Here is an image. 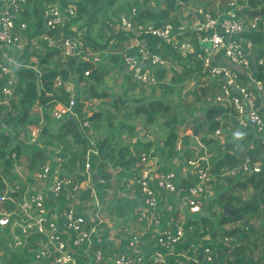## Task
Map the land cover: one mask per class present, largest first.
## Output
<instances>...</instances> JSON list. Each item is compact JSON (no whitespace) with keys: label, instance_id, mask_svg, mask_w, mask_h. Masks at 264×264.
<instances>
[{"label":"trees","instance_id":"trees-1","mask_svg":"<svg viewBox=\"0 0 264 264\" xmlns=\"http://www.w3.org/2000/svg\"><path fill=\"white\" fill-rule=\"evenodd\" d=\"M116 1L26 0L23 4L16 24H25L24 36L27 39V45L17 58V77L15 84L12 86L14 98L7 105H0V118L4 117L3 120L11 128L22 125V129L17 131L15 136L20 132L27 134L29 132L28 128L25 127L27 124L33 125L35 128H40L38 142L42 144V149L33 154L30 164L31 170L36 167L39 168L46 163L49 152L54 154V150H58V155L61 157L62 163L60 166L54 169L52 168L53 171L59 172L61 168H65L72 174L83 172L86 162L85 156L88 149H90L92 152L89 153L88 161L94 176L107 179L111 176L109 173L110 170L119 169L117 173V181L119 183L122 179L128 180L133 176H136V179L138 178L141 153L143 152L157 157L164 170L166 168L170 169L173 166L174 159H180V154L183 153L186 158L189 154H192V150L189 148L190 141L188 136L181 137L180 149H175L179 138L177 126L183 124L185 120L179 114L177 117L174 113L170 115L169 111L171 106L161 99L152 98L147 101V97L141 94L138 98L133 99V105L135 104V107L134 109H130L129 105L125 103L126 101L120 98H114L108 104L110 107L115 108L116 112L109 110L106 115H103L101 111L95 112L90 109L91 114L88 116L82 112V105L79 102H76L75 112L77 114L75 117L68 116L62 120H55L49 114L54 106L57 104H68L70 98L73 97V92H66L63 88H54V80L56 77L61 78L63 82L88 85L89 88L83 90V94L86 96L85 100L89 96L95 99H106L110 94L105 89L101 92L97 90V87L103 84L104 76L107 73L104 70V64L101 63L102 61L96 64V66L92 63L91 56L86 55V59L81 57L77 59V57L72 56L66 57V62H62L64 57L58 47L48 46L45 40H38V46L36 47L32 45L34 38L46 32L42 16L45 3H57L60 9L64 11L68 5L76 6V17L67 19L55 31H48V33L54 38L78 37L82 45L81 49H89L92 52L108 49V43L113 38L125 40L129 39V36L131 37L130 32H124L121 29L116 30L111 25L115 26L118 23V18L122 14H128L132 8H135L137 12V18L135 20L137 23L152 22L157 26L167 22H171L174 25L179 24V19L174 15L177 8V0H133L131 3L123 2L119 5L116 4ZM150 1H154L155 8L149 7L148 3ZM228 1L230 0H217L223 6L222 10L225 12L230 9L227 5ZM240 1H242V4H237L245 6L239 14L245 19L257 16L264 18V0H238V2ZM180 2L191 5L194 8H202L204 12L209 13L212 17L218 16L214 8L215 0H180ZM94 25L99 26L98 31L100 33L96 32V34L99 35V38H105L103 43L92 37ZM105 28L110 32L108 36L106 35ZM82 29H84L85 39L81 38L80 31ZM243 35L252 40L254 45L253 50L255 52L262 50V53H264V31L249 30ZM187 36L191 38L195 44V48H197L196 45H199L198 37L201 36V32L195 31L187 33ZM144 37L150 49L167 60L168 65H171L169 71L166 68L155 69L157 72L154 75L156 74L155 77L158 82L153 86L161 91V93L171 92L172 88L176 87L184 78H191L190 75L200 72L201 64L194 53L183 56L176 53L168 44L163 43L160 39L148 35ZM13 53L18 52H11V54ZM107 60L113 63V66L118 69L125 68L121 54H113ZM188 61L192 62L194 68L187 63ZM178 67L181 68L180 71L177 70ZM251 73L256 79L264 78V71L256 63L253 64ZM166 74L171 75L169 82L163 81ZM239 76L241 80H244L240 74ZM36 80H39L40 90L36 87ZM215 82V86H217L216 91H218L220 83L217 80ZM4 83L5 77H0V99L2 98L1 88ZM212 89L213 86L206 88L204 89L206 92L203 93V90L201 94L203 104L207 108L205 111V123L210 126L209 132H206L207 134L203 140L206 143L214 142L218 145L215 147L217 148L216 156L213 155L210 160L212 164L211 170L220 182L214 188H221L222 191L219 193V198H217L219 201H206L207 204L206 202L203 204V211L197 214V218H190L186 223L185 242H183L184 248L181 250L188 255H193L192 249L197 247L195 253L197 254L196 260L198 262L194 263L189 261L184 263L264 264V224L261 225L263 231L258 230L257 226H255V224L258 225L264 219V171L259 173H242L240 171L233 176H222L229 169L241 166L246 159H256L264 155V131L257 133L250 127L241 128L237 125L234 112L230 108L221 107L226 112L222 114L218 107L210 106L212 101L209 102L206 100L207 98L213 97L214 94H212V97H209ZM36 101H39L41 105V113L31 116L30 110ZM119 113L122 115V120L114 127L110 124V121L116 115H119ZM227 113L232 114L230 118H234L235 120L233 123L234 128L240 129L241 136L238 139L242 138V141L237 146L238 149L224 146V149L221 150V144L218 143V140L216 142L208 138L210 131L219 126L217 117L227 115ZM139 116H143L145 122L152 123L155 126L157 125V119L163 120V122H160L158 128L166 136L161 147L152 149L151 142L142 143L138 139L135 140L132 146L120 145L117 142L120 137V130L125 129V134L130 137L137 134L136 126L127 124L126 122L136 120ZM84 119L90 122L89 128L81 127L80 122ZM162 127L163 129H161ZM102 130L110 131L112 134L109 136L97 135V132L100 133ZM90 131H92L91 134ZM200 131L201 125L198 127L193 124V135H198ZM15 136L0 132V166H2L3 172L8 174L13 163L10 154L12 152H16V154L20 153L21 144L19 143L9 148L10 142L15 139ZM46 148H49L48 151H46ZM9 149L12 150L9 152L10 154L7 153ZM78 176L83 177L81 175ZM242 179H245V181L242 182ZM180 180L184 188L191 184V178L189 176L181 174ZM135 186L137 187L136 184ZM4 189L5 185L0 177V192ZM107 189L108 185L106 184L100 189L99 194L102 195L103 193L108 196L109 190ZM248 190L251 191L250 195L254 194L253 202L243 205L233 217L221 212L217 221L215 222L213 220L212 207H214V202H220L222 205L225 204L227 208L236 209L238 206L235 202L239 198L235 196L233 199L231 193L238 192L239 194V192H247ZM12 195L14 196L15 193ZM226 195L228 197L224 199ZM168 199L171 200L170 195H168ZM117 202H124V200L119 198ZM121 206L115 205L114 207V212L120 216L125 214V210ZM262 208L263 210L260 213V209ZM7 211L16 213L18 219L22 217L15 207L11 206ZM246 215L250 217V220L247 219V225L244 228L245 226L241 221ZM238 221L241 222L240 226L236 225L232 227V224H236ZM225 225H229L230 227L225 229L222 227ZM206 235L209 236V239L204 238ZM3 244L4 241L0 239V253H2L0 254V258L5 261L4 264H31V258L25 248H18L20 251L22 249L23 252H17L18 249L4 250L5 248H2ZM189 246L190 248H188ZM206 247L209 248L210 260H207L204 256V248ZM257 249L260 250L258 255L255 254ZM3 251H9L10 253H4ZM167 258L173 264L176 263V259L181 260V258L175 257L174 255H170Z\"/></svg>","mask_w":264,"mask_h":264},{"label":"built area","instance_id":"built-area-1","mask_svg":"<svg viewBox=\"0 0 264 264\" xmlns=\"http://www.w3.org/2000/svg\"><path fill=\"white\" fill-rule=\"evenodd\" d=\"M25 1L0 0V77H5L1 88L4 97L0 100L2 104H7L13 97L12 86L17 77L13 68L17 66V58L27 45L24 36L25 24H16ZM227 5L230 9L217 17H212L202 8H193L190 13L194 17L188 22H180L178 25L167 22L159 26L152 22L137 23V12L132 8L128 14H122L118 18L115 26H111L116 30L131 33L121 55L123 64L134 81L153 86L158 82L153 70L168 66L167 60L150 49L144 36L160 39L180 55L194 53L200 61L203 75L220 83L218 91L206 101H214L230 108L239 127H250L260 133L264 131V119L257 96L264 93V78H251L254 83L251 88L240 83L235 70L212 65L210 58L220 52L226 60L248 73L252 65L254 45L252 40L243 34L249 30L264 31V18L257 16L245 19L239 14L240 7L236 0L228 1ZM42 16L46 32L34 38L33 46H38V40H45L48 46L58 47L63 57H76L81 52L89 54L95 65L115 54L108 49L89 53L81 49L78 37L54 38L48 33L55 31L67 19L76 17L75 5H68L64 11L57 3L48 2L43 6ZM195 31L201 32L197 48L187 36V33ZM13 51L18 53L11 54ZM255 63L264 71V53ZM54 88H63L66 92L73 90L70 82H63L59 77L54 80ZM76 104L72 97L68 104L54 106L50 116L55 120L75 117ZM80 125L82 128H89L90 122L84 119ZM39 134V128L34 127L30 131L32 143L38 142ZM184 134L192 135L190 127L186 128ZM213 134L219 137L222 130L216 128ZM197 145L201 147V154L196 151L197 153L188 158L183 166V172L193 179L192 184L186 188L179 183L180 179L174 169L164 170L157 157L141 153L138 178L133 176L128 182V187L134 183L138 185L142 203L134 220L135 228L128 231L125 252L106 256L101 249L91 248V240L100 238L101 233L109 232L110 229V220L105 219L106 206L102 203L105 197L96 189H101L106 184L111 189L115 186V177H97L93 184V180L89 178L90 149L85 156L83 178L53 171L49 161L31 172V178L37 184L44 185L49 182L47 191L52 196L51 205L59 204L61 208L58 214L48 208V198L40 190L33 189L29 192L28 188H24L18 201L0 193V205L10 204L22 216L18 219L16 213L0 210V227L7 228L10 232L14 248H25L31 258V264H173L167 259L170 255L181 256V260L176 259L175 264H191L184 263L189 261L195 263L197 260L194 254L197 247L192 249L193 255L176 250L184 244L185 225L190 219L187 214L201 213L208 185L216 178L211 170L209 153L198 138ZM49 155H52L55 162H61L58 154ZM10 157L16 160L15 152L11 153ZM239 169L251 173L264 171V155L254 160L246 159L240 167L229 169L222 176L236 175ZM17 171L22 177L21 168ZM13 189L21 190L17 185H14ZM204 252L210 260L209 248H204Z\"/></svg>","mask_w":264,"mask_h":264},{"label":"crops","instance_id":"crops-1","mask_svg":"<svg viewBox=\"0 0 264 264\" xmlns=\"http://www.w3.org/2000/svg\"><path fill=\"white\" fill-rule=\"evenodd\" d=\"M237 5L240 7V11L245 6V5L242 6L239 4H237ZM187 8L191 10L194 7L187 6ZM214 8L218 14L223 15L225 12L224 10H222L223 6L220 5V2L218 3L215 1ZM174 15L179 19V23H180L181 17L179 15H177L175 12H174ZM182 15H183V18L186 19L185 22H188L191 18L194 17L193 14L191 16V13L189 14V16H187V13H183ZM82 30H84V29H82ZM94 37H95V35H94ZM96 39L99 40L101 38L96 37ZM127 40L128 39L121 40L119 38H113L108 43L107 47H109L108 49L113 51L115 54L120 55L122 50L124 49V46H126V44L128 42ZM261 54H262V50L257 51V52H255V50H253L252 58H254V59L252 60V58H251L252 65H251L248 73L245 72L242 68H240V67L234 65L233 63L229 62L228 60H226L220 52L215 54V56L211 57L210 62L212 65H215V66H224V67L230 68L232 70H235L238 73L240 83H242L244 85H248L249 87L253 88L254 83H253V80L251 78H255V77L251 73V68L253 67V64L256 62V60L259 58V56ZM86 55H89V54H81V52H80L76 57H77V59L79 57L86 59L87 58ZM101 63L104 64V68H105L104 70L107 72L106 74L115 73L116 75H119V76H117L119 78L118 87L121 89V93H120V97H116V98H120V99L126 101L125 99L128 97H131V99L133 100L134 98H138L141 94L146 97V92H145L146 89L144 88L145 85L134 81L124 67H123V69H118L117 67L113 66V63L109 62L108 60H104ZM165 68L169 71V69H171V65H168ZM156 72H157V70H155L154 73H156ZM198 74H199V72L191 75V78H184V80L178 84V86L182 89L187 84L192 91V93L188 99L184 98V102H186L187 104H190V105H197L196 110L193 111L192 114H188V115L183 116L185 121H184L183 125L181 124L180 126L182 129H184L185 126H190L191 131H192L193 130V124H195L198 127L201 125V131L198 135H196V138H192L191 136H188L189 137L188 139L190 141V147L189 148H191V150H192L191 155H193L195 153L194 147L197 145V138H198L201 141V144H203V146L205 147L206 151L209 153V160H210L213 157V155L216 156L217 148H215V147H217L218 145L215 144L214 142L206 143L203 140L204 136L209 132L210 126H208L209 124L205 123V121H206L205 111L207 110V108H205V104H203V101H202L203 98H201V94H202V91L204 89L213 86L212 93L209 95V97H212V94H215V92H216L217 86H215L216 82L212 81V80L200 81L198 78L199 77ZM239 74L242 76V78L244 80H241ZM170 79H171V75L166 74L165 79H163V81L165 80V81L169 82ZM105 85L106 84L104 81L100 87H97V90L102 89L103 87H105ZM139 85H141V86L143 85V86L141 87ZM72 86H73V90H72L73 98L76 100V102L81 103V105H82L81 110L83 113L88 115L89 114L88 108L91 106L90 109H92L93 111H95V112L101 111L103 115L105 114V106L109 103V101H111L113 99L112 94H110L108 92L110 94V96L106 99H95V98L89 96L85 100L86 96L83 94V90H86L87 88H89V86L84 85L83 83L78 84V85L72 84ZM138 88H142L141 90L137 91L136 95H138V96H136V95L132 96V94ZM204 92H206V91L204 90L203 93ZM12 98H14V94H13ZM257 98L259 99V107L261 108V116L264 119V93L257 96ZM2 99H4L3 95H2V98L0 100H2ZM7 104H3V105H7ZM39 105H40L39 101H36L34 103L33 108H31V110H30V113L32 114L31 116H34V114H37V113H41V106H39ZM200 106H202L203 108H201ZM210 106H213V107L215 106V108L218 107L219 110L222 112V114L226 113L225 109H223L225 107H223L221 105L220 106L217 105L214 101L211 102ZM221 107H223V108H221ZM106 111L109 112V104H108V110H106ZM49 114H50V112H49ZM120 114L121 113H119L118 117H120V120H122V115H120ZM230 116L232 117V114L227 113V115L217 117V120L219 121V126L215 127L212 131H210V134H208L209 139L215 140L216 142L219 141L218 143L222 145V146L220 145L221 150L224 149V146H227L228 148L233 147L234 149H238L237 146L240 145V142L242 141L241 140L242 138L238 139V137L241 136L240 129L234 128L233 123L235 120H234V118L231 119ZM118 117H115V119ZM3 118L4 117L0 118V128H1L0 132L1 133H5V134L15 136V133L22 129V125H18L15 128H11L10 125L5 123ZM126 123L136 126L137 134L130 137V136H127L125 134V131H126L125 129L120 130V134H119L120 137L117 140V142L121 143L120 145H128V146L134 145L135 140L136 139L139 140V136H140L139 131L143 130V136L146 137V139L152 138V140L147 141V142H142V143H150L151 142L152 149H156V148H159L162 146V144L159 145L157 143V139L155 138V135H153V126H155V125H153L152 123L145 122V118L143 116H139L136 120H131V121H128ZM39 124H40V121H39ZM180 126L177 127V132H178L179 138L183 133V131L182 132L178 131V128ZM25 127L28 128L29 132L27 134H25L24 132H20L17 136H15V139H13L9 145V148H10L12 145L14 146V144H17V143L21 144L20 151H19L20 153L19 154L15 153L16 154V160H14V163H12L10 173L9 174L4 173L2 166H0V177H1V180L3 181V183L5 185V189L2 190V192H0V193H3L5 195L13 198L14 201H18L20 199V197L23 195L22 190H24V188H28L29 192L33 189L34 190H40L48 198L47 204L50 206L48 208L51 209L52 211H54L55 212L54 214H58L60 212L61 208H60L59 204L51 205L52 202L50 201V199L52 198V196H51V193L49 191H47V188L50 185L49 182L44 184V185H42V184L39 185L36 182H34L31 178V172H34L38 168L36 167L35 169L30 170L29 169V163H31V158H32L33 154L35 152H37L38 150L42 149V144L40 142L32 143L30 140L29 134H30V131L34 128V126L27 124V125H25ZM155 127L158 130V126L156 125ZM216 128H219L220 130H222V135L219 137H216L213 134L214 130ZM184 132H185V130H184ZM111 133L112 132H110V131H103L102 130L100 133L97 132V135L109 136ZM39 136H40V134H39ZM22 144H24L25 147ZM197 146H198L197 152H199L200 151L199 148H201V147H200V145H197ZM48 149L49 148H46V151H48ZM12 153H14V152H12ZM54 154H58V150H54ZM200 154H201V152H200ZM180 155H182V157L179 160L174 159V161H173L174 166H175L174 168H176L178 170L180 168H182V166L184 165V162L186 160V157L184 156L183 153ZM47 161H49L50 165L53 168L60 166V163L54 161L52 155H48ZM20 168H21L20 173H21L22 177L19 176V173L17 171ZM109 173L110 174L113 173V175H115V184L118 183V181H117V173H118L117 169H113V171L110 170ZM81 175H83V174H81ZM93 176H94V174L90 172L89 178L91 180H92ZM219 180H221V179H219ZM124 181H126V182H124ZM130 181H131V178H129L128 180L123 179L122 184L125 183V185L123 186V190L121 191V194H120L121 196L115 197V194H117V193H115V187L114 186L111 188L112 190H109V194H108L109 196L114 194L116 201L119 198L124 200V202L118 203V205L119 206L122 205L121 207L125 210L124 215H122V216L118 215L116 212H114L115 210H112V211L108 210L107 211L113 221L116 218L122 224L121 225V232L124 235V239L118 238L114 234L110 233V230L112 228V224L110 223L109 232L101 233L100 238L96 237V238L91 240V244H92L91 248L101 249L105 253L106 256H112L115 253L122 252V251L126 250L128 231L135 228L134 220L137 217V210L141 207L142 202H141V198H140V195L138 192L139 191L138 185L136 183H134L133 185L128 187V182H130ZM218 183H220V182L217 180V178H215L208 185L207 196L205 197L207 201L218 200V199L213 198L214 196L217 195V194H214L213 192L215 190V193H216L219 191V189L213 188V192L211 191L212 187L216 186V184H218ZM135 184L137 185V187L135 186ZM14 185H17L19 187V189L21 188V190L17 191L15 189H13ZM13 193H15L14 196L12 195ZM227 197L228 196H225L224 199H227ZM105 201H106V199H105ZM219 204H221V203L219 202ZM105 206H106V203H105ZM221 206L224 207L225 204L224 205L221 204ZM10 207H11L10 204L4 203V204L0 205V210H2V211L7 210ZM123 235H121V236H123ZM0 239H2L4 241V244L2 246V248H5L4 250H8V249L16 250V249H18V248H14V246L12 245L10 232L7 231L6 228L0 227ZM182 248H184V245L182 246ZM3 252L4 253H10L9 251H3ZM20 252H23L22 249Z\"/></svg>","mask_w":264,"mask_h":264},{"label":"rangeland","instance_id":"rangeland-1","mask_svg":"<svg viewBox=\"0 0 264 264\" xmlns=\"http://www.w3.org/2000/svg\"><path fill=\"white\" fill-rule=\"evenodd\" d=\"M211 1V0H210ZM216 2H217V0H215ZM220 1V0H219ZM237 1V3H240V4H242V1H240V2H238V0H236ZM123 2H129V3H131V2H133V0H117L116 1V4L117 5H119V4H121V3H123ZM148 5H149V7H151V8H155V3H154V1H150L149 3H148ZM176 6H177V8H176V11H175V13L177 14V15H179L181 18H180V20H181V22H185L186 21V19H184L183 18V13H187V16H189V14H190V9H188L187 8V6H189V7H192L191 5H186L184 2L182 3V2H180V0H177V2H176ZM183 18V19H182ZM75 28V27H74ZM98 28H99V26L98 25H94L93 26V33H92V37L93 38H96V37H99V35L98 34H96V32L97 33H100L99 31H98ZM105 30H106V35L108 36L109 35V30L108 29H106L105 28ZM80 34H81V38L83 39H85V34L83 33V30L80 32ZM94 35H95V37H94ZM98 35V36H97ZM97 41H101L102 43L105 41V38H101V39H99V40H97ZM85 43H86V40H85ZM86 51H88L89 53H93L92 51H90L89 49H85ZM118 53V52H117ZM66 58L64 57L63 59H62V62H66ZM192 68H194V65L192 64V62H190V61H188L187 62ZM187 67V66H186ZM14 70H17V66H14V68H13ZM126 69V68H125ZM177 70H181V68L180 67H178V69ZM127 71V70H126ZM128 72V71H127ZM129 74V73H128ZM117 76H119V75H116L115 73H108V74H106L105 76H104V81H105V87H103L102 89H100V90H98V91H102V90H104V88H105V90H107V92H109L110 94H112V96H113V99L114 98H116V97H120V93H121V89L118 87V82H119V78L117 77ZM191 76V75H190ZM198 78H199V80L200 81H203V80H207V81H209L210 80V78H207L206 76H204L203 75V73L201 72V70H200V72H199V74H198ZM74 84V83H73ZM107 86V87H106ZM139 86H141V85H139ZM143 86V85H142ZM141 86V87H142ZM146 90H145V92H146V97H147V101H149L150 99H152V98H154V99H161V100H164L165 102H166V104H168L169 106H171V109H170V111H169V113H170V115H172L173 113L176 115V117L178 116V114H179V116H184V115H188V114H192L193 113V111H195L196 110V106L197 105H190V104H187L186 102H184V98H186V99H188L189 97H190V95H191V93H192V91H191V89L189 88V86L186 84L185 85V87L182 89V88H180L178 85H176V87H173L172 88V91L171 92H168V93H164V92H162L161 93V91H159L157 88H154V86H145L144 87ZM142 88H138V89H136V91L132 94V96H134V95H136V93H137V91H139V90H141ZM144 90V89H143ZM185 90V91H184ZM136 96H138V95H136ZM127 102V105H129V107H130V109H134V107H135V104L133 105V100L131 99V97H128V98H126L125 99ZM110 102V101H109ZM40 104V103H39ZM0 105H3L1 102H0ZM101 105V104H100ZM39 106H41V105H39ZM201 108H203L202 106H200ZM90 108H91V106L88 108V110H90ZM106 110H108V104L105 106V114L104 115H106L108 112L106 111ZM109 110L110 111H112V112H116V109L115 108H112V107H110L109 106ZM90 111H89V114H88V116H90ZM121 115V114H120ZM119 115H116L115 117H118ZM120 121V117H118V118H114V119H112L111 121H110V124H112L114 127L115 126H117V123ZM157 126H158V128H159V126H160V122H163V120H161V119H157ZM106 124V123H105ZM183 125V124H182ZM178 126H180V124L178 125ZM177 126V127H178ZM161 129H163V127L161 128ZM184 130H186V129H182L181 128V126L178 128V131L180 132H182V131H184ZM0 131H1V128H0ZM112 134V133H111ZM153 135H155V138L157 139V143L159 144V145H163V142H164V140H165V138H166V136H165V133L163 132V131H159V130H157L156 129V127L155 126H153ZM238 143V142H237ZM121 144V143H120ZM12 149V148H11ZM11 149H9L8 150V152L7 153H9L10 151H12ZM90 152H92L91 150H90ZM16 153V152H15ZM53 154V153H52ZM191 156V154H189L187 157H190ZM13 163H14V160H13ZM62 163V160H61V162H60V164ZM30 164L31 163H29V169L31 170V168H30ZM54 165V164H53ZM52 166H51V170H52ZM26 169V168H25ZM27 170V169H26ZM113 170V169H112ZM249 172V171H248ZM250 173V172H249ZM122 181H123V179L121 180V182H119V183H116L115 184V193H117V194H115V197H119V196H121L120 194H121V191L123 190V184H122ZM245 181V179H243V181L242 182H244ZM215 186H213L212 187V192H213V188H214ZM98 192L100 191V188H98V189H96ZM107 190H111L110 188H108ZM222 191V189L220 188L219 189V191L218 192H216L215 193V190H214V194H217L216 196H214L213 198H215V199H217V198H219V193ZM250 190H248L247 192H239V194L241 195H239L238 194V192H235V193H231V196L233 197V199H234V197L235 196H237V198H239V200L237 199L236 200V202H235V204L238 206L236 209H241L242 208V206L243 205H241L240 204V200H247L251 195H253L254 196V194H251L250 195ZM104 197H105V199H106V201H105V199H104V202H102V203H106V210L108 211H112V210H114V207H115V205H118V202L115 200V197H114V194H112L111 196H107V195H104V194H102ZM250 195V196H249ZM227 196V195H226ZM249 196V197H248ZM204 197H206V195H204ZM248 197V198H247ZM206 200V198H204V201ZM253 200H254V198H253ZM60 203H61V201H60ZM206 204H207V202H206ZM262 210H263V208L262 209H260V213L262 212ZM201 211H203V209L201 210ZM212 211H213V220L216 222L217 221V219L220 217V213L222 212L223 213V208H222V206L217 202H214V207H212ZM105 215H106V217H105V219L107 218V220H110V222H109V224L111 223L112 224V228H111V230H110V233H112V234H114L115 236H117L118 238H122V239H124V235L122 234V232H121V223H120V221L119 220H117L116 218L114 219V221L111 219V217H110V215L108 214V212H105ZM189 217H191L192 219H194V218H197V214H187ZM226 215H228V213L226 214ZM228 216H234V214L233 215H228ZM244 219H248V220H250V217L248 216V215H246V217L245 218H243L242 219V221L241 222H243V220ZM247 220V221H248ZM240 221H238L236 224H232V227L233 226H236V225H238V226H240V223H241ZM251 224V223H250ZM262 224H264V219L261 221V223H259L258 225H256L255 224V226H257V229L259 230H262ZM222 227H224L225 229H228V227H230L229 225L227 226V225H225V226H222ZM244 228H246V226L244 227ZM243 228V229H244ZM105 230V229H104ZM263 231V230H262ZM121 235H123V236H121ZM100 236V235H99ZM101 237V236H100ZM184 238H185V236H184ZM183 238V239H184ZM205 239H209V236L208 235H206L205 237H204ZM201 245V244H200ZM188 248H190V246L188 247ZM20 250H17V252H19ZM126 250H124V251H122V252H125ZM205 253V252H204ZM260 253V250L259 249H257V251L255 252V254L256 255H258ZM208 254H209V252H208ZM197 254L195 253V257H197L196 256ZM205 258L207 257V255H206V253H205ZM207 259V258H206ZM207 260H209V259H207ZM4 262L5 261H3V259H1L0 258V264H4ZM198 262V261H197Z\"/></svg>","mask_w":264,"mask_h":264},{"label":"clouds","instance_id":"clouds-1","mask_svg":"<svg viewBox=\"0 0 264 264\" xmlns=\"http://www.w3.org/2000/svg\"><path fill=\"white\" fill-rule=\"evenodd\" d=\"M260 110H261V108H260ZM190 126H185V128L184 129H186V128H189ZM192 132V131H191ZM185 132L183 131V133H182V135L180 136V138H178V140H177V145H176V150H179L180 149V141H181V137H183V136H191L192 138H195L196 136L195 135H193V133H192V135H185L184 134ZM178 144H179V149H177V146H178ZM194 151H195V153H196V151H198V147L197 146H195L194 147ZM200 152V151H199ZM194 153V154H195ZM49 154H52L51 152H49ZM48 154V155H49ZM194 154L193 155H191L190 157H187L186 158V160L188 159V158H191L192 156H194ZM182 157V155H180V158ZM176 159H178V158H176ZM249 159V158H248ZM255 159V158H254ZM254 159H252V158H250L249 160H254ZM179 160V159H178ZM185 160V161H186ZM185 163V162H184ZM210 163H211V161H210ZM184 166V165H183ZM183 166H182V168H180L179 170L178 169H176V168H174L175 166H174V163H173V166L170 168V169H174L175 171H176V173H177V176L179 177V179H181V174H183L184 176H189L190 178H191V184H192V177L189 175V174H185V172H183ZM240 167V166H239ZM163 168V167H162ZM238 168V167H237ZM170 169H167L166 168V170H170ZM113 171V170H112ZM117 171H119V169H117ZM242 172V173H245V172H243L241 169H239V170H237V172H236V174L238 173V172ZM59 172H61V173H63L62 171H60L59 170ZM92 173V172H91ZM251 173V172H250ZM72 174V173H71ZM81 174H83V175H81ZM74 175H81V176H83V177H85V174H84V170H83V172H77V173H75ZM111 176H114L115 177V175H113V173H111ZM83 177H81V178H83ZM98 177H100V176H98ZM97 177H95V176H93V178H92V180H93V184H94V181H95V179H96ZM132 178V177H131ZM243 180V179H242ZM179 183H181V180H179ZM191 184H189V185H191ZM188 185V186H189ZM208 199V198H207ZM204 200V199H203ZM207 200H205L204 201V203L206 202ZM224 207H227V206H224ZM223 207V208H224ZM230 209V208H229ZM232 210H238V209H232ZM202 212V211H201ZM200 214V213H199ZM191 218V217H190ZM183 242H185V238H184V241ZM181 249H183V248H179V249H177L176 250V252H184V251H182ZM186 253V252H185ZM179 258H181V256H179ZM168 259V258H167ZM169 260V259H168Z\"/></svg>","mask_w":264,"mask_h":264},{"label":"water","instance_id":"water-1","mask_svg":"<svg viewBox=\"0 0 264 264\" xmlns=\"http://www.w3.org/2000/svg\"><path fill=\"white\" fill-rule=\"evenodd\" d=\"M36 87H37L38 90H40L39 80H36ZM139 132H140L139 140H140L141 142H147V141L152 140V138H147V139H146V137L143 136V130H140ZM60 171H62L64 174H66V175H70V176H73V175L75 174V173L71 174V173L68 172V170L65 169V168H61ZM78 173H79V172H78ZM251 202H253V195H251L247 200H240V204H241V205H245V204H247V203H251ZM238 212H239V210H232V209H229V208H227V207H224V208H223V214H225V215H226L227 213H228V215H233V214L235 215V214H237ZM243 225H244V226L247 225V219H244V220H243Z\"/></svg>","mask_w":264,"mask_h":264}]
</instances>
